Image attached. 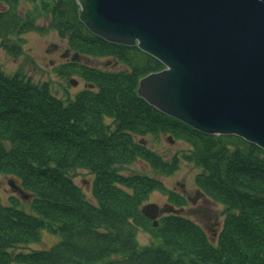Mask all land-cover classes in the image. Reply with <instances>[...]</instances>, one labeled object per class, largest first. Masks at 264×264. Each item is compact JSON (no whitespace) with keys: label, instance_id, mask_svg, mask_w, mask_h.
Instances as JSON below:
<instances>
[{"label":"trees","instance_id":"obj_1","mask_svg":"<svg viewBox=\"0 0 264 264\" xmlns=\"http://www.w3.org/2000/svg\"><path fill=\"white\" fill-rule=\"evenodd\" d=\"M36 1L0 0V48L7 54L20 55L27 33L54 31L80 59L112 58L124 69L61 66V74L87 86L67 100L54 97L47 83L0 71V175L18 181L32 211L0 198V264H264V152L236 137L200 134L149 107L137 97V83L161 71L160 63L92 36L75 0H43L47 28L35 25L20 4ZM156 132L190 147L186 156L201 169L199 191L224 207L214 243L179 215H165L154 227L141 208L161 184L119 171L136 161L163 174L176 169L136 139ZM76 170L92 175L95 205L73 183L69 174ZM167 197L181 208L179 197ZM141 229L152 233L151 245L139 246ZM42 231L58 238L49 250L16 253Z\"/></svg>","mask_w":264,"mask_h":264},{"label":"water","instance_id":"obj_2","mask_svg":"<svg viewBox=\"0 0 264 264\" xmlns=\"http://www.w3.org/2000/svg\"><path fill=\"white\" fill-rule=\"evenodd\" d=\"M75 2L92 36L163 66L138 81L136 95L149 107L200 134L236 137L264 152V0ZM169 212L179 213L141 209L154 227Z\"/></svg>","mask_w":264,"mask_h":264},{"label":"rangeland","instance_id":"obj_3","mask_svg":"<svg viewBox=\"0 0 264 264\" xmlns=\"http://www.w3.org/2000/svg\"><path fill=\"white\" fill-rule=\"evenodd\" d=\"M42 1L38 0L35 4L21 2L20 10L24 14H29L35 25L47 28V15L42 11ZM44 4L48 5L46 1H44ZM21 40V52L16 58H13V56L0 48L1 72L6 75L22 73L24 77L35 85L47 83L51 94L58 99H73L86 88V83L79 77H66L60 73L59 69L61 66L70 63L69 58L72 57L73 53L69 52L66 42L61 40L54 31H47L44 34L30 32L23 35ZM52 46L57 47V50H52ZM66 51L69 52V56L62 58L61 54ZM84 60L80 59L81 62L79 63L107 73H116L124 69L123 66L115 63L112 58L92 59L87 63ZM136 139L139 143H142V146L176 168L169 174H163L152 170L148 164L142 161L119 167L121 168L119 171L124 176H147L161 184L162 188L150 193L147 201L142 206L154 204L160 208L170 207L171 203L167 195L168 193L174 194L182 200L178 215L196 223L205 232L208 239L214 243L224 219V207L204 198L202 195H198L201 192L196 185L195 178L201 172V169L186 156L190 151V147L182 139L172 140L171 136L160 132L148 133L144 137L137 136ZM69 175L72 177L75 186L85 193L91 204L95 205L91 195L93 178L90 172L87 170H76ZM9 181L13 182L14 186L19 187L24 195L28 197L24 189L19 186L18 181L11 177L0 175L1 202L4 205H8L10 200H12L18 203L21 210L31 214L30 200L22 199L19 195L12 193L8 185ZM168 214L172 213L169 212ZM164 215L167 214L162 216ZM151 235L150 231L139 230L137 237L139 246L151 245L154 242ZM57 241L58 238L56 236L47 231H42L38 242L29 244L22 249L20 248L16 253L49 250Z\"/></svg>","mask_w":264,"mask_h":264},{"label":"flooded vegetation","instance_id":"obj_4","mask_svg":"<svg viewBox=\"0 0 264 264\" xmlns=\"http://www.w3.org/2000/svg\"><path fill=\"white\" fill-rule=\"evenodd\" d=\"M51 49H52V50H53V49L57 50V47L52 46ZM64 55H65V54H64ZM64 55L61 54V57H66V58L68 57L67 54H66L65 56H64Z\"/></svg>","mask_w":264,"mask_h":264}]
</instances>
